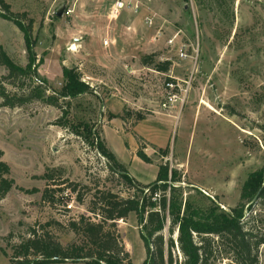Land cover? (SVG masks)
<instances>
[{
	"label": "rangeland",
	"instance_id": "1",
	"mask_svg": "<svg viewBox=\"0 0 264 264\" xmlns=\"http://www.w3.org/2000/svg\"><path fill=\"white\" fill-rule=\"evenodd\" d=\"M2 1L31 31L34 66L47 95L63 88L64 70L79 72L92 92L67 100L68 116L40 101L2 107L0 96V162L10 167L17 187L39 191L14 188L0 201V264H13L15 248L33 231L63 247L79 243L68 225L80 216L99 221L88 212L97 191L134 195L107 159L73 133L80 123L99 134L140 186L153 184L159 167L167 166L169 183L177 172L174 185L184 200L203 209L214 201L228 212L238 206L244 184L264 166V0H133L139 13L125 10L117 19L110 0ZM27 47L17 24L0 17V48L26 67ZM146 56L151 66L143 63ZM166 62L167 73L156 70ZM8 75L0 63V87L11 94L35 85L36 79ZM47 173L64 189L49 193L52 204L42 199L47 188H57ZM72 184L81 193L88 187L82 205L67 189ZM244 222L253 243L262 241L258 264H264L263 201ZM117 230L131 263L143 264L136 216L118 222ZM164 236L169 238L167 229ZM173 258L183 264L177 246ZM208 264H237L230 244L214 240Z\"/></svg>",
	"mask_w": 264,
	"mask_h": 264
},
{
	"label": "trees",
	"instance_id": "2",
	"mask_svg": "<svg viewBox=\"0 0 264 264\" xmlns=\"http://www.w3.org/2000/svg\"><path fill=\"white\" fill-rule=\"evenodd\" d=\"M188 2V0H184ZM0 8L4 17L13 21L24 32L28 48V64L26 67L17 65L0 48V63L7 68L8 80L30 78L35 85L28 93L11 94L5 87H0L2 107L19 108L40 101L47 105L62 109L68 105L67 100L76 99L79 96L91 93V88L81 80L79 72L64 70V86L54 95H47L45 82L37 77L35 62L36 55L30 48L31 31L22 26V21L10 12V7L0 0ZM151 56L143 58L146 66H151ZM170 63L166 62L156 66V70L167 73ZM63 102V105L60 102ZM66 123H60L65 126ZM72 131L85 142L98 150L107 159L111 171L118 175L125 184L134 190V195L123 198L110 191H97L95 199L89 203L88 212L93 214L94 221L89 217L80 216L76 221L69 223L68 228L80 238L79 243H73L63 247L48 234L37 236L23 241L15 248L13 264H59L65 262L86 264H132L129 253L125 251L119 237L117 223L127 221L131 215H135L140 228V237L144 243L146 259L143 264H174L173 250L179 249L183 257V264H208L213 256L214 240L222 244H230L233 260L237 264H258V250L262 241L253 243L251 231L247 228L249 222H244L246 213L252 210L253 201L259 194L258 200L264 202V166L250 175L243 186L240 203L229 212L221 209L212 201V205L203 209L194 205L190 200H184L180 187L175 183L180 182L177 172H171L169 183V168L160 166L156 181L146 187L140 186L128 173L125 165L120 163L116 156L100 141L99 134L86 123L73 125ZM95 146V147H94ZM138 157L150 163L149 158L142 152ZM10 167L0 162V201L14 189L33 195L39 193L37 189L26 190L16 186L10 178ZM44 178L53 182V176L47 173ZM53 182L56 189L47 188L43 192L42 199L52 204L53 196L60 189ZM80 185L72 184L67 189L74 195L79 204L85 202V193L77 192ZM50 226V224L48 225ZM168 230L169 238L165 239L164 231ZM174 231L178 232L176 241L173 239ZM31 257L33 259H31Z\"/></svg>",
	"mask_w": 264,
	"mask_h": 264
},
{
	"label": "built area",
	"instance_id": "3",
	"mask_svg": "<svg viewBox=\"0 0 264 264\" xmlns=\"http://www.w3.org/2000/svg\"><path fill=\"white\" fill-rule=\"evenodd\" d=\"M112 3L111 13L112 18L117 19L120 14L128 10L134 14L139 13V6L133 0H110ZM147 24L151 23L149 20L145 21Z\"/></svg>",
	"mask_w": 264,
	"mask_h": 264
},
{
	"label": "water",
	"instance_id": "4",
	"mask_svg": "<svg viewBox=\"0 0 264 264\" xmlns=\"http://www.w3.org/2000/svg\"><path fill=\"white\" fill-rule=\"evenodd\" d=\"M258 197H259V194L255 197L253 204L258 200ZM177 238H178V235H177Z\"/></svg>",
	"mask_w": 264,
	"mask_h": 264
},
{
	"label": "bare ground",
	"instance_id": "5",
	"mask_svg": "<svg viewBox=\"0 0 264 264\" xmlns=\"http://www.w3.org/2000/svg\"><path fill=\"white\" fill-rule=\"evenodd\" d=\"M73 50V49H72Z\"/></svg>",
	"mask_w": 264,
	"mask_h": 264
}]
</instances>
